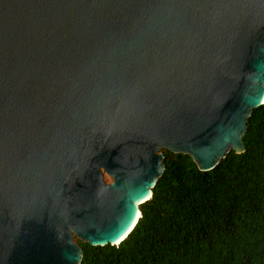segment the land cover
Masks as SVG:
<instances>
[{"label": "water", "instance_id": "1", "mask_svg": "<svg viewBox=\"0 0 264 264\" xmlns=\"http://www.w3.org/2000/svg\"><path fill=\"white\" fill-rule=\"evenodd\" d=\"M263 100L264 0H0V264L118 244L163 149L210 170Z\"/></svg>", "mask_w": 264, "mask_h": 264}, {"label": "trees", "instance_id": "2", "mask_svg": "<svg viewBox=\"0 0 264 264\" xmlns=\"http://www.w3.org/2000/svg\"><path fill=\"white\" fill-rule=\"evenodd\" d=\"M242 143L207 171L163 149V172L132 230L116 245L74 236L79 264H264V100Z\"/></svg>", "mask_w": 264, "mask_h": 264}, {"label": "rangeland", "instance_id": "3", "mask_svg": "<svg viewBox=\"0 0 264 264\" xmlns=\"http://www.w3.org/2000/svg\"><path fill=\"white\" fill-rule=\"evenodd\" d=\"M104 180H105L106 182H110V181H111V179H110L109 177H107V176H104Z\"/></svg>", "mask_w": 264, "mask_h": 264}, {"label": "bare ground", "instance_id": "4", "mask_svg": "<svg viewBox=\"0 0 264 264\" xmlns=\"http://www.w3.org/2000/svg\"><path fill=\"white\" fill-rule=\"evenodd\" d=\"M145 197V196H144Z\"/></svg>", "mask_w": 264, "mask_h": 264}]
</instances>
